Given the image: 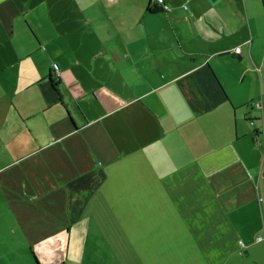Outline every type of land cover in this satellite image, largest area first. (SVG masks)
I'll return each instance as SVG.
<instances>
[{
    "label": "crops",
    "instance_id": "crops-1",
    "mask_svg": "<svg viewBox=\"0 0 264 264\" xmlns=\"http://www.w3.org/2000/svg\"><path fill=\"white\" fill-rule=\"evenodd\" d=\"M163 1L0 0V264H264V0Z\"/></svg>",
    "mask_w": 264,
    "mask_h": 264
},
{
    "label": "rangeland",
    "instance_id": "rangeland-1",
    "mask_svg": "<svg viewBox=\"0 0 264 264\" xmlns=\"http://www.w3.org/2000/svg\"><path fill=\"white\" fill-rule=\"evenodd\" d=\"M52 7H58L60 6L59 10L61 11L64 7H65V12H62L61 15H56V9L54 8V10L51 12L52 16H59L62 18H70L73 17L74 15L71 13L70 11V2L71 0H47ZM5 227V226H3ZM10 229V228H9ZM95 238H93L94 241ZM63 250L62 248H57L55 253H51L50 256L45 255V264H54L55 262H57V260L63 259ZM33 262L35 264H37V262L35 261V259L33 260Z\"/></svg>",
    "mask_w": 264,
    "mask_h": 264
},
{
    "label": "trees",
    "instance_id": "trees-1",
    "mask_svg": "<svg viewBox=\"0 0 264 264\" xmlns=\"http://www.w3.org/2000/svg\"><path fill=\"white\" fill-rule=\"evenodd\" d=\"M148 10L151 13H155V12L158 11L156 6H152V8H148ZM53 73H57V70L54 69V66H53ZM49 81H50V84H51V87H52V91L54 92V94L57 97V99L59 98V100H60V95H59V92H58V83L52 79V76L49 77ZM34 259L37 262L35 257H34Z\"/></svg>",
    "mask_w": 264,
    "mask_h": 264
},
{
    "label": "built area",
    "instance_id": "built-area-1",
    "mask_svg": "<svg viewBox=\"0 0 264 264\" xmlns=\"http://www.w3.org/2000/svg\"><path fill=\"white\" fill-rule=\"evenodd\" d=\"M155 2V4L159 5V7L161 8L162 11H168V7L165 5L163 0H153ZM237 53L240 51L239 48H237L235 50ZM54 69L57 70V67L54 66ZM261 238L259 237L258 240H260Z\"/></svg>",
    "mask_w": 264,
    "mask_h": 264
},
{
    "label": "flooded vegetation",
    "instance_id": "flooded-vegetation-1",
    "mask_svg": "<svg viewBox=\"0 0 264 264\" xmlns=\"http://www.w3.org/2000/svg\"><path fill=\"white\" fill-rule=\"evenodd\" d=\"M52 75H53L52 79H53L54 81H56V80H57V74H56V73H53V74L51 73L50 76H52ZM50 76H49V77H50Z\"/></svg>",
    "mask_w": 264,
    "mask_h": 264
}]
</instances>
